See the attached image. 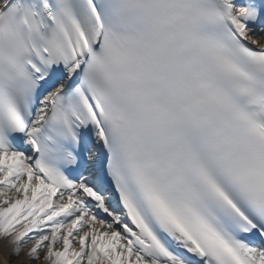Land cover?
I'll use <instances>...</instances> for the list:
<instances>
[{
  "label": "snow or ice",
  "instance_id": "6c2138e0",
  "mask_svg": "<svg viewBox=\"0 0 264 264\" xmlns=\"http://www.w3.org/2000/svg\"><path fill=\"white\" fill-rule=\"evenodd\" d=\"M4 264H264V0H0Z\"/></svg>",
  "mask_w": 264,
  "mask_h": 264
},
{
  "label": "bare ground",
  "instance_id": "6f19581e",
  "mask_svg": "<svg viewBox=\"0 0 264 264\" xmlns=\"http://www.w3.org/2000/svg\"><path fill=\"white\" fill-rule=\"evenodd\" d=\"M4 247H6L5 242L3 240H0V249H3ZM4 256L0 255V264H4Z\"/></svg>",
  "mask_w": 264,
  "mask_h": 264
}]
</instances>
